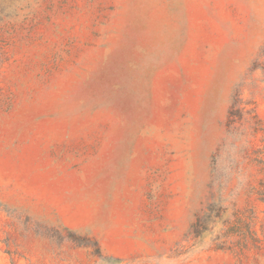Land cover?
<instances>
[{"label": "rangeland", "instance_id": "374dc122", "mask_svg": "<svg viewBox=\"0 0 264 264\" xmlns=\"http://www.w3.org/2000/svg\"><path fill=\"white\" fill-rule=\"evenodd\" d=\"M0 264H264V0H0Z\"/></svg>", "mask_w": 264, "mask_h": 264}, {"label": "trees", "instance_id": "16d2710c", "mask_svg": "<svg viewBox=\"0 0 264 264\" xmlns=\"http://www.w3.org/2000/svg\"><path fill=\"white\" fill-rule=\"evenodd\" d=\"M199 221L194 225V229L198 228Z\"/></svg>", "mask_w": 264, "mask_h": 264}]
</instances>
